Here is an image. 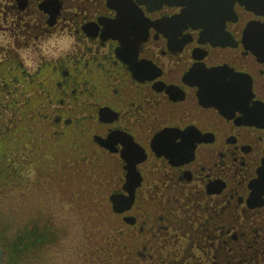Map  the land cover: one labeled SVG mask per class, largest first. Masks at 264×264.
<instances>
[{
  "label": "flooded vegetation",
  "instance_id": "af4514ba",
  "mask_svg": "<svg viewBox=\"0 0 264 264\" xmlns=\"http://www.w3.org/2000/svg\"><path fill=\"white\" fill-rule=\"evenodd\" d=\"M0 32V136L88 191L87 264H264V0H0Z\"/></svg>",
  "mask_w": 264,
  "mask_h": 264
},
{
  "label": "rangeland",
  "instance_id": "374dc122",
  "mask_svg": "<svg viewBox=\"0 0 264 264\" xmlns=\"http://www.w3.org/2000/svg\"><path fill=\"white\" fill-rule=\"evenodd\" d=\"M8 138L5 142L0 136V247L4 263L87 264L96 224L85 205L88 191L83 188L73 198L77 179L68 178L58 185L61 179L51 177L50 183H43L33 168L19 177L12 167L17 146ZM35 144L39 146L38 140Z\"/></svg>",
  "mask_w": 264,
  "mask_h": 264
},
{
  "label": "clouds",
  "instance_id": "9594fccd",
  "mask_svg": "<svg viewBox=\"0 0 264 264\" xmlns=\"http://www.w3.org/2000/svg\"><path fill=\"white\" fill-rule=\"evenodd\" d=\"M12 37L7 32H0V44H8ZM75 38L68 33L53 32L47 38L39 41V48L46 57H58L66 54L74 48ZM25 62L35 67L37 61L36 53L32 48L20 50Z\"/></svg>",
  "mask_w": 264,
  "mask_h": 264
},
{
  "label": "water",
  "instance_id": "95a60500",
  "mask_svg": "<svg viewBox=\"0 0 264 264\" xmlns=\"http://www.w3.org/2000/svg\"><path fill=\"white\" fill-rule=\"evenodd\" d=\"M4 251L2 250V248L0 247V264H5L4 263Z\"/></svg>",
  "mask_w": 264,
  "mask_h": 264
}]
</instances>
